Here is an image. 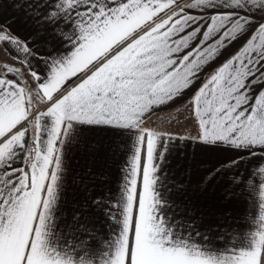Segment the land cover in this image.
<instances>
[{"label": "snow or ice", "instance_id": "obj_1", "mask_svg": "<svg viewBox=\"0 0 264 264\" xmlns=\"http://www.w3.org/2000/svg\"><path fill=\"white\" fill-rule=\"evenodd\" d=\"M0 264H264V0H0Z\"/></svg>", "mask_w": 264, "mask_h": 264}, {"label": "crops", "instance_id": "obj_2", "mask_svg": "<svg viewBox=\"0 0 264 264\" xmlns=\"http://www.w3.org/2000/svg\"><path fill=\"white\" fill-rule=\"evenodd\" d=\"M159 115L162 116V115H168V114L167 113H160ZM152 119L155 121V120H157V117L153 116ZM179 119H180V121L183 122V116H180ZM171 126L175 129H178L181 132L184 131V129L180 128V125L178 123H176L175 121L172 122ZM162 127H164V128L169 127L168 119L163 122ZM189 151H191V150L189 149ZM112 175L115 176V169L112 170Z\"/></svg>", "mask_w": 264, "mask_h": 264}, {"label": "rangeland", "instance_id": "obj_3", "mask_svg": "<svg viewBox=\"0 0 264 264\" xmlns=\"http://www.w3.org/2000/svg\"><path fill=\"white\" fill-rule=\"evenodd\" d=\"M164 117V121L168 119V115H162Z\"/></svg>", "mask_w": 264, "mask_h": 264}]
</instances>
